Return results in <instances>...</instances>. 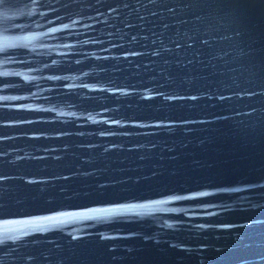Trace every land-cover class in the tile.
<instances>
[{
	"label": "water",
	"instance_id": "95a60500",
	"mask_svg": "<svg viewBox=\"0 0 264 264\" xmlns=\"http://www.w3.org/2000/svg\"><path fill=\"white\" fill-rule=\"evenodd\" d=\"M0 264H264V0H0Z\"/></svg>",
	"mask_w": 264,
	"mask_h": 264
}]
</instances>
